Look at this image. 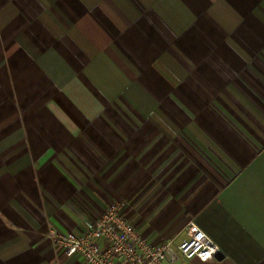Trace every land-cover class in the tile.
I'll return each mask as SVG.
<instances>
[{"label":"crops","instance_id":"obj_1","mask_svg":"<svg viewBox=\"0 0 264 264\" xmlns=\"http://www.w3.org/2000/svg\"><path fill=\"white\" fill-rule=\"evenodd\" d=\"M111 202L264 264V0H0V264Z\"/></svg>","mask_w":264,"mask_h":264},{"label":"built area","instance_id":"obj_2","mask_svg":"<svg viewBox=\"0 0 264 264\" xmlns=\"http://www.w3.org/2000/svg\"><path fill=\"white\" fill-rule=\"evenodd\" d=\"M188 237L181 241L176 236L147 238L111 202L90 226L80 232L52 231L51 236L66 257L79 255L84 264H192L194 259L209 261L220 249L195 222L187 225Z\"/></svg>","mask_w":264,"mask_h":264},{"label":"water","instance_id":"obj_3","mask_svg":"<svg viewBox=\"0 0 264 264\" xmlns=\"http://www.w3.org/2000/svg\"><path fill=\"white\" fill-rule=\"evenodd\" d=\"M216 257H218L219 259H222L223 258V254H221V252H219Z\"/></svg>","mask_w":264,"mask_h":264}]
</instances>
